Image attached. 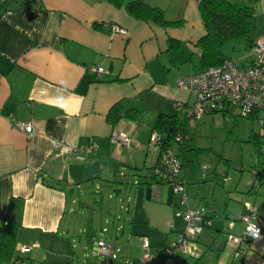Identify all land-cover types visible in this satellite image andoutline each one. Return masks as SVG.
<instances>
[{
	"label": "crops",
	"instance_id": "1",
	"mask_svg": "<svg viewBox=\"0 0 264 264\" xmlns=\"http://www.w3.org/2000/svg\"><path fill=\"white\" fill-rule=\"evenodd\" d=\"M198 1L123 0L116 6L107 0H0V215L16 229V248L37 243L29 252L37 253L59 247L62 234L74 229L70 224L63 226L74 210L69 207L67 191L72 196L70 204L80 206L72 195L75 187L85 180L109 183L99 173L87 176L88 164L97 163L99 171L108 168L117 178H131L137 186L145 182L141 177L149 178L157 161L149 135L158 114L182 115L194 100L178 86V80L198 69L196 42L205 33ZM131 2L157 8L173 24L134 17L125 7ZM254 5L251 38L255 41L264 38V0H255ZM97 65L105 70L99 78L92 70ZM117 103L123 111H137L136 117L109 123L107 113ZM217 115L226 119L220 113L202 117L213 121ZM13 119L29 122L32 131L17 129ZM196 121L186 120L191 142L173 143L171 148L182 160L189 206H203L212 219L198 241L225 232L227 220L238 216L251 188L240 185V178L230 184L227 171L228 179L223 182L218 165L209 170L200 166L197 158L202 159L203 153L195 162H186L189 150L199 153L205 148L196 142ZM114 129L129 136V145L110 141ZM252 133L250 138L261 136ZM90 142L97 151L81 160L73 153L59 152L63 144L82 148ZM144 186V192L135 191L133 201L144 211L155 240L157 236L163 239L162 246L180 232L176 222L182 220L172 217L176 198L168 184H152L149 198ZM114 191L120 192L117 187ZM88 212L93 215V207ZM258 217L264 220V213ZM242 228L236 220L231 231ZM148 239L152 248V239ZM193 246L196 259L223 264L219 254L216 260H205L209 245L202 257L201 249ZM164 250L153 255L152 264H159ZM29 258L35 261L32 255Z\"/></svg>",
	"mask_w": 264,
	"mask_h": 264
},
{
	"label": "rangeland",
	"instance_id": "2",
	"mask_svg": "<svg viewBox=\"0 0 264 264\" xmlns=\"http://www.w3.org/2000/svg\"><path fill=\"white\" fill-rule=\"evenodd\" d=\"M224 53L240 67L252 56L249 51L244 49L240 41L227 45ZM204 117L196 121L195 138L196 142L202 147L205 146V148H200L201 150L197 151L199 153H191L189 150L187 153L190 155L188 158L186 157V162L191 159L195 162L196 157L203 153L201 155L202 159L197 158L200 166L204 165V168L206 166L209 170L218 165V168L221 169L218 175L227 171L230 177L229 182L233 185L240 178V185L246 183L245 187L248 185V188H251V193L245 194L247 195V201L245 202L252 203L257 216L261 215V213H264V149L260 148L261 155H257L256 149L250 141V136L254 135L253 131L258 134L261 133L259 125L255 120L251 121L241 117L229 116L228 119L224 120L221 115H217L212 117L213 121H206L207 118ZM134 180H136V177ZM152 180V177L147 179L141 177L140 179L142 182H151ZM80 185L78 189L75 187L72 192V195L80 200V206L70 204L72 196L70 191H67L69 194V207L74 208V210L67 214L63 226L70 224L74 229L62 234L59 247L48 252L41 249L37 253L33 251L26 255L28 257L32 255L38 264H143L140 260L139 249L141 237H151V252L153 255L158 254L162 249H170L175 243V238L166 235L168 242L164 241L165 244L161 246L163 239L157 236L155 240L156 235L148 225L144 211L141 207H138V204L135 205L136 203L133 201L135 191L138 189L141 193L144 192L142 189L144 184L137 186L133 181H130L102 185L98 179H94L93 181L85 180ZM116 187L119 188L120 192L114 191ZM250 198L256 203L258 212L252 200H248ZM85 205L93 207V215H89ZM127 208H129V211H127ZM99 216H102V219H99ZM172 217L175 218L174 214ZM172 222L170 220L168 224ZM228 222L229 220H227V224ZM176 225L180 229L179 233H181L184 229L183 220L182 222L177 221ZM206 230L207 228L203 232ZM242 230L240 232L233 231V233L240 234ZM214 238L205 239L201 237L198 241H191L187 245L186 253L174 250L172 258L177 264H193L196 261L195 257H197L194 254L193 245L201 249L199 255L209 245L210 251H208L207 257L205 256L207 262L211 259L216 260L220 256L223 264H264V238L250 244L249 249L246 250L247 255L243 260H241V257L245 253L235 258L233 247L224 245L226 232H221L220 235L214 236ZM95 239L115 240L121 245L122 249L119 257L111 262L102 263L103 258L92 256L91 247ZM160 246L161 248H159ZM217 254L219 255L217 256ZM197 264L204 263L201 261Z\"/></svg>",
	"mask_w": 264,
	"mask_h": 264
},
{
	"label": "built area",
	"instance_id": "3",
	"mask_svg": "<svg viewBox=\"0 0 264 264\" xmlns=\"http://www.w3.org/2000/svg\"><path fill=\"white\" fill-rule=\"evenodd\" d=\"M114 30L124 33V29L113 26ZM251 58L243 65H236L231 59H225L221 64L209 66L201 71L183 76L178 80V86L189 92L194 97L191 104L183 109L186 120H198L209 113L227 114L255 120L261 129V148L264 149V38L254 41L250 49ZM96 77L105 70L100 65L92 67ZM14 127L26 133L32 131L29 122L12 120ZM110 141L118 145H129V136L114 129L109 137ZM190 139L187 132H178L174 136L173 143H182ZM150 146L157 152V161L152 169V175L160 184H168L176 198L177 209L175 217L184 222V229L177 235L176 241L170 249L164 250V258L159 264H177L172 258L174 250L187 252V245L195 241L205 228H209L212 219L203 206L191 207L188 204L186 193V180L181 176L182 164L171 146L164 144L161 133L151 130L149 135ZM97 146L90 142L82 148H76L67 144L61 145V154L73 153L76 159H84L87 155L95 154ZM224 182L227 176L221 173ZM4 225L8 222L0 215ZM241 222L243 230L235 234L231 230L235 221ZM172 226V223H169ZM225 245L233 247L235 258L242 256L253 241L264 238V220L258 218L254 206L250 202H244L242 211L235 219H229L225 228ZM259 239L254 238L256 235ZM37 243L18 245L16 251L20 255L28 254ZM140 260L143 264H152L153 254L147 237L140 239ZM121 246L112 239H95L92 243L91 254L101 257L108 262L116 260L120 255ZM11 264H17L12 258ZM31 264H38L32 261Z\"/></svg>",
	"mask_w": 264,
	"mask_h": 264
},
{
	"label": "trees",
	"instance_id": "4",
	"mask_svg": "<svg viewBox=\"0 0 264 264\" xmlns=\"http://www.w3.org/2000/svg\"><path fill=\"white\" fill-rule=\"evenodd\" d=\"M116 6H121L123 0H107ZM255 0H199L198 9L203 21L205 33L201 36L196 45L200 50L198 57V69L201 71L209 66L219 65L225 59H231L224 53L227 45L240 41L245 50L250 51L254 44L251 38V27L255 14ZM127 10L136 18L148 19L162 25L173 24L167 22L162 11L157 8L148 7L142 2H131L126 6ZM137 111L134 109L123 111L120 103L114 104L107 113V121L115 125L121 118L134 119ZM226 119L227 114H224ZM234 117V116H233ZM152 130L161 133L164 144L171 146L174 136L178 132H186V118L184 115L159 113ZM250 141L256 149L257 155H261V136L251 137ZM153 180L144 182L145 188L152 184H160L154 176L149 175ZM16 229L11 225H4L0 218V264H11L12 258L17 264H31L28 256L20 255L16 251ZM201 262L196 259L193 264ZM205 264V263H204Z\"/></svg>",
	"mask_w": 264,
	"mask_h": 264
},
{
	"label": "water",
	"instance_id": "5",
	"mask_svg": "<svg viewBox=\"0 0 264 264\" xmlns=\"http://www.w3.org/2000/svg\"><path fill=\"white\" fill-rule=\"evenodd\" d=\"M98 171L99 168L97 163L88 164L85 168V174L87 176H94L97 173H99L100 178L103 180H107L109 183H124L128 181H132L131 178L114 177L113 172L110 171L108 168H102L99 172ZM150 191H151V187L146 188L147 198H149ZM85 206L88 210H90V213H92L91 212L92 207L89 205H85Z\"/></svg>",
	"mask_w": 264,
	"mask_h": 264
},
{
	"label": "clouds",
	"instance_id": "6",
	"mask_svg": "<svg viewBox=\"0 0 264 264\" xmlns=\"http://www.w3.org/2000/svg\"><path fill=\"white\" fill-rule=\"evenodd\" d=\"M254 238L259 239L260 237H259L258 234H257Z\"/></svg>",
	"mask_w": 264,
	"mask_h": 264
}]
</instances>
